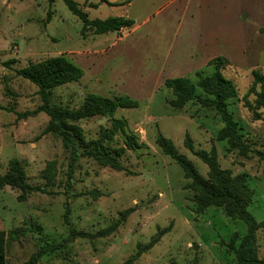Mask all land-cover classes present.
Instances as JSON below:
<instances>
[{"label":"rangeland","instance_id":"1","mask_svg":"<svg viewBox=\"0 0 264 264\" xmlns=\"http://www.w3.org/2000/svg\"><path fill=\"white\" fill-rule=\"evenodd\" d=\"M76 1L89 19L124 16L135 25L83 36L82 20L63 0H0V175L16 160L35 188L0 187L6 264H26L46 245L37 264H237L246 223L224 207L197 213L191 180L157 144L160 133L203 177L209 167L188 148L187 137L195 151L215 149L220 168L245 178L248 210L263 223L255 241L263 258L264 108L255 103L262 88L253 71L264 74V0ZM57 56L84 76L51 90L50 106L78 110L89 94L138 101L137 108L74 123L86 141L120 150L122 170L102 165L83 147L75 153L60 133L48 131L46 112L19 116L45 99L17 71ZM219 61L235 89L227 101L240 135L233 143L219 140L225 123L214 107L199 100L179 106L165 84L188 78L205 98L199 80L212 76ZM116 120L124 128L112 131ZM128 137L137 146L128 147Z\"/></svg>","mask_w":264,"mask_h":264},{"label":"trees","instance_id":"2","mask_svg":"<svg viewBox=\"0 0 264 264\" xmlns=\"http://www.w3.org/2000/svg\"><path fill=\"white\" fill-rule=\"evenodd\" d=\"M52 1V0H51ZM66 6L83 22L82 34L87 35V31H94L96 34H106L109 32H119L129 29L135 25V19L124 16H113L105 20L89 19L88 15L79 8L76 0H63ZM109 5H117L108 0H103ZM222 62L216 65V70L212 76L201 77L199 86L208 95L199 98L195 94L194 86L188 78L178 77L167 79L165 84L180 98L179 106L184 105L189 100H199L204 106L214 107L223 119L225 126L219 132V140H228L233 143L240 136L238 134V124L234 120L233 113L228 107V99L235 95V89L231 81L222 74ZM18 74L29 80L40 88V92L45 99V103L34 111L20 114V117H29L39 112H46L50 117L48 131L60 133L65 141L73 148L74 152L83 147L86 154L93 157L102 165L123 169L119 164L122 156L120 150H111L102 141H86L81 134V130L74 123L95 116H113L117 110L124 108L139 107L138 101L128 95H115L112 98L97 94H89L78 110L62 109L50 106L48 94L55 87L77 82L84 76L82 68L68 60L66 57L57 56L44 61L29 63L26 67L19 69ZM254 83L259 84L262 91L257 94L255 103L259 108H264V74L260 69L253 71ZM177 106V105H176ZM124 128L121 120L114 122L112 131ZM108 137L110 135H107ZM157 144L163 152L170 156L181 167L185 178L191 180L188 188L194 191L193 201L197 208V213L204 212L208 207H224L227 216L238 218L246 223L248 233L236 250L237 264H264V257L259 258L256 248L257 230L263 223H259L253 214L248 210L251 200V190L242 175L233 176L229 170L220 168L217 162L216 150L206 152L205 150L195 151L190 137H187L186 144L209 167L207 178L203 177L195 168L192 161L181 155L175 147L173 141L163 134L157 136ZM137 141L133 137H128L126 145L130 148L137 146ZM264 157V153H261ZM78 157L74 156V160ZM11 186L20 189L23 193L35 190L26 181L25 173L18 161L12 160L5 174L0 175V187ZM131 210L127 211V215ZM17 230L11 231L16 234ZM107 234V232H105ZM16 237V236H15ZM153 246L150 243L142 250H149ZM7 234L0 230V264H6ZM48 245L33 256L26 264H37L38 258L47 252Z\"/></svg>","mask_w":264,"mask_h":264},{"label":"crops","instance_id":"3","mask_svg":"<svg viewBox=\"0 0 264 264\" xmlns=\"http://www.w3.org/2000/svg\"><path fill=\"white\" fill-rule=\"evenodd\" d=\"M108 1L112 3V1H111V0H108ZM130 2H131V1H130Z\"/></svg>","mask_w":264,"mask_h":264}]
</instances>
